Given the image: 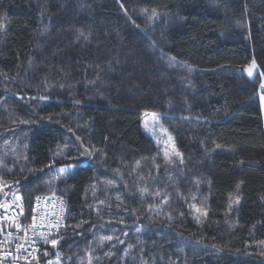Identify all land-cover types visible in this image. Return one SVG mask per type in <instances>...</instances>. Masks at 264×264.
<instances>
[{
	"label": "trees",
	"instance_id": "16d2710c",
	"mask_svg": "<svg viewBox=\"0 0 264 264\" xmlns=\"http://www.w3.org/2000/svg\"><path fill=\"white\" fill-rule=\"evenodd\" d=\"M262 78L264 0H0V188L52 264H264Z\"/></svg>",
	"mask_w": 264,
	"mask_h": 264
},
{
	"label": "built area",
	"instance_id": "2783aa9c",
	"mask_svg": "<svg viewBox=\"0 0 264 264\" xmlns=\"http://www.w3.org/2000/svg\"><path fill=\"white\" fill-rule=\"evenodd\" d=\"M31 220L22 221L23 205L7 195L0 198V264H46L51 243L65 228L67 205L57 196H38ZM42 234H47L45 240Z\"/></svg>",
	"mask_w": 264,
	"mask_h": 264
},
{
	"label": "rangeland",
	"instance_id": "374dc122",
	"mask_svg": "<svg viewBox=\"0 0 264 264\" xmlns=\"http://www.w3.org/2000/svg\"><path fill=\"white\" fill-rule=\"evenodd\" d=\"M254 72H256V64L252 62L247 68H245L244 74L251 76L252 74H254ZM142 120L144 131L150 137H152L157 144L161 146V151L164 154L165 158L167 160L175 158L177 154L175 153L169 138L159 127L158 118L153 114H148L146 116L144 115ZM5 189L7 190V194L12 196L13 198H18L16 192L11 189H7V187ZM55 262H57V257L47 260V264H52Z\"/></svg>",
	"mask_w": 264,
	"mask_h": 264
},
{
	"label": "water",
	"instance_id": "95a60500",
	"mask_svg": "<svg viewBox=\"0 0 264 264\" xmlns=\"http://www.w3.org/2000/svg\"><path fill=\"white\" fill-rule=\"evenodd\" d=\"M66 135L69 136L76 148L78 149L80 156L72 161L75 163L83 164L86 163L90 157L91 152L82 144L81 140L77 138L72 132H66ZM3 190L0 191V196H2ZM55 254V248L53 246L49 247V253L47 258H51Z\"/></svg>",
	"mask_w": 264,
	"mask_h": 264
},
{
	"label": "crops",
	"instance_id": "0c3cea01",
	"mask_svg": "<svg viewBox=\"0 0 264 264\" xmlns=\"http://www.w3.org/2000/svg\"><path fill=\"white\" fill-rule=\"evenodd\" d=\"M257 71V69H256ZM256 72H254L255 74ZM254 74H252L251 76L246 75L248 78H251L252 76H254ZM260 93L258 95V103H259V107H260V112H261V117H262V124H263V128H264V78H262L260 86Z\"/></svg>",
	"mask_w": 264,
	"mask_h": 264
},
{
	"label": "snow or ice",
	"instance_id": "6c2138e0",
	"mask_svg": "<svg viewBox=\"0 0 264 264\" xmlns=\"http://www.w3.org/2000/svg\"><path fill=\"white\" fill-rule=\"evenodd\" d=\"M61 171H63V169ZM42 235L44 236L45 240H47V234H42ZM51 243L53 245H55L57 243V241L56 240H52Z\"/></svg>",
	"mask_w": 264,
	"mask_h": 264
}]
</instances>
